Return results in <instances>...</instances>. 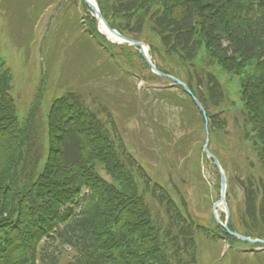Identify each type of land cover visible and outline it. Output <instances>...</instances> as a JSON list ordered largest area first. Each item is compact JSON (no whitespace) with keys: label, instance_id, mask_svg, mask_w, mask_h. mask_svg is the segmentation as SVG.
Segmentation results:
<instances>
[{"label":"trees","instance_id":"16d2710c","mask_svg":"<svg viewBox=\"0 0 264 264\" xmlns=\"http://www.w3.org/2000/svg\"><path fill=\"white\" fill-rule=\"evenodd\" d=\"M96 1L111 28L148 45L156 68L188 87L205 109L210 141L226 134L232 109L219 75L238 79L241 109L233 123L262 174L253 175L247 159L246 176L236 179L244 193L239 228L232 215L228 228L264 239V0ZM87 24L108 52L141 61L145 82L161 81L136 49L109 44L93 18ZM11 83L0 62V264H196L195 236L211 230L196 223L183 197L149 176L76 95L52 101L46 140L37 145L33 117L20 125ZM176 90L203 126L191 99Z\"/></svg>","mask_w":264,"mask_h":264},{"label":"rangeland","instance_id":"374dc122","mask_svg":"<svg viewBox=\"0 0 264 264\" xmlns=\"http://www.w3.org/2000/svg\"><path fill=\"white\" fill-rule=\"evenodd\" d=\"M78 1L0 0V62L11 70L13 76L11 95L20 125L28 122L25 117L36 106L40 118L35 121L34 131L37 129L39 134L35 132L32 135L36 137L30 138L38 145L37 139L43 141L47 136L44 128L51 100L67 90L79 91L85 96L89 93L84 100L87 107L108 130L123 140L132 157L147 173L170 193L183 197L187 212L197 222L213 225L209 222L212 205L219 198V182L211 164L202 156L206 136L199 119L193 117L190 103L164 81L159 84L169 90L163 92L165 95L154 91L159 85L155 82L147 89L143 82L147 72L141 61L125 55L119 58L118 50H115L116 59L133 76L119 70L128 79L125 82L117 80L119 83L115 85L110 83L114 76L107 73L116 68L111 60L104 62L107 53L100 49L98 41L90 39L83 31L80 17L86 12ZM219 79L222 84L229 82L224 74L219 75ZM142 87L144 92L140 90ZM224 88L228 94L226 107L231 102L235 105L228 112L226 134L214 136L209 148L224 165L230 185L226 203L234 225L239 228L237 216L243 208L244 198L235 178L246 176L247 159L256 169L253 175L262 172L249 147L240 142L241 133L231 119L241 109L238 79H232ZM102 106L112 118L101 110ZM193 126L198 128L194 131ZM100 174L109 180L104 171L100 170ZM147 200L151 212H157L163 220L162 209ZM222 209L220 206L218 217L222 216ZM196 244L197 264H264V250L247 252L248 248L241 242L197 236Z\"/></svg>","mask_w":264,"mask_h":264},{"label":"water","instance_id":"95a60500","mask_svg":"<svg viewBox=\"0 0 264 264\" xmlns=\"http://www.w3.org/2000/svg\"><path fill=\"white\" fill-rule=\"evenodd\" d=\"M87 6L88 8L95 14V18H96V21H97V24H98V27H99V31H103L105 32L107 35H109L110 37L113 38V43H118V44H127V45H130V46H134V47H137L138 50H139V53L140 55L142 56L144 62L146 63V65L151 69V71L153 73H155L156 75L162 77V78H165V79H168L172 82H174L175 84L177 85H180L184 91L190 95V92L189 90L182 84L180 83L178 80L172 78V77H169V76H166L164 74H161L160 72H158L156 70V68L154 67V65L152 64L150 58L148 57V55L146 54V50L144 49V46L141 44V43H138V42H135L131 39H128L126 37H123L121 36L118 32H116L115 30L111 29L108 24L106 23V21L103 19L101 13L99 12L98 8H97V5H96V2L95 0H93L92 3H90L88 0H82ZM193 99V102L194 104L196 105V107L198 108V110L202 113V115L205 117V112H204V109L202 108V106L199 104V102L197 100H195L194 98ZM207 139H206V142H205V145L203 146V152L207 155V157L211 158L214 162V165L215 167L217 168V170L219 171V175H220V197H219V200L218 202L213 206V216H215V208L216 206L219 204V203H223L225 205V200H224V193H225V178H224V175L223 173L221 172L220 170V167L216 161V159L214 157H212L208 152H207ZM225 229H227L226 225L224 226ZM236 238H238L239 240L241 241H244V242H247V243H251V244H260V245H264V241H260V240H251V239H248V238H245V237H242V236H239V235H235Z\"/></svg>","mask_w":264,"mask_h":264},{"label":"bare ground","instance_id":"6f19581e","mask_svg":"<svg viewBox=\"0 0 264 264\" xmlns=\"http://www.w3.org/2000/svg\"><path fill=\"white\" fill-rule=\"evenodd\" d=\"M90 2H92V0H89Z\"/></svg>","mask_w":264,"mask_h":264}]
</instances>
